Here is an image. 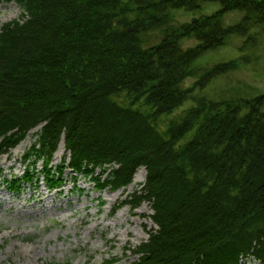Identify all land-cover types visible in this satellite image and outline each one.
<instances>
[{
  "label": "trees",
  "instance_id": "16d2710c",
  "mask_svg": "<svg viewBox=\"0 0 264 264\" xmlns=\"http://www.w3.org/2000/svg\"><path fill=\"white\" fill-rule=\"evenodd\" d=\"M10 1L21 16L0 30V156L41 125L23 174L7 180L11 191L41 181L61 187L67 170L73 181L83 175L99 191H117L144 167L137 206L150 203L158 228L134 250L136 264H241L247 254L264 262V95H200L239 58L195 64L264 25V0ZM204 1L221 7L173 22L176 9ZM232 10L244 15L225 25ZM157 29L161 39L148 44ZM188 100L194 104L162 128ZM63 138L65 155L53 166Z\"/></svg>",
  "mask_w": 264,
  "mask_h": 264
},
{
  "label": "rangeland",
  "instance_id": "374dc122",
  "mask_svg": "<svg viewBox=\"0 0 264 264\" xmlns=\"http://www.w3.org/2000/svg\"><path fill=\"white\" fill-rule=\"evenodd\" d=\"M220 7L218 2L204 1L194 11L176 9L173 22L179 24L211 15ZM20 15L21 8L16 2L0 0V30ZM243 15L239 10L226 12L223 23L235 24ZM251 32L234 35L225 45L210 49L197 59L195 64L207 69L239 58L236 68L216 75L204 88H197V93L212 100L264 95V25ZM161 36V30H154L147 35V43L154 44ZM196 43L195 39L184 40L186 46ZM198 78L188 77L183 84L192 86ZM193 104V100L186 101L164 117L160 126L165 128L170 118L177 119ZM40 128H33L18 148L0 157V264H102L111 257L118 259L114 264H135L138 256L134 249L149 238V230L158 228L150 218L153 214L150 203L137 206L146 169L140 168L145 170L144 181L133 184V180L117 191L109 188L99 191L83 175L73 181L75 173L67 170L61 187L50 190L41 181L27 184L24 190L14 193L7 180L23 174L24 156L37 143ZM61 143L53 156V166L61 163L65 155V142ZM38 168H42V161ZM240 261L241 264H264L252 255H241Z\"/></svg>",
  "mask_w": 264,
  "mask_h": 264
},
{
  "label": "bare ground",
  "instance_id": "6f19581e",
  "mask_svg": "<svg viewBox=\"0 0 264 264\" xmlns=\"http://www.w3.org/2000/svg\"><path fill=\"white\" fill-rule=\"evenodd\" d=\"M22 144V142H20V144L18 146H20ZM61 146H63V143H61ZM18 148V147H16ZM145 170L144 169H140L136 174H135V178H134V183L133 184H136L138 182H141V181H144L145 179V176H144V173Z\"/></svg>",
  "mask_w": 264,
  "mask_h": 264
}]
</instances>
